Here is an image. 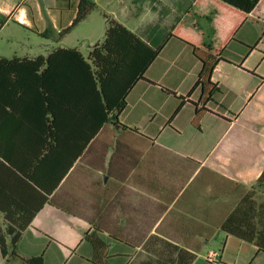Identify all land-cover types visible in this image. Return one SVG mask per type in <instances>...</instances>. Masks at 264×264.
<instances>
[{
  "label": "crops",
  "instance_id": "crops-1",
  "mask_svg": "<svg viewBox=\"0 0 264 264\" xmlns=\"http://www.w3.org/2000/svg\"><path fill=\"white\" fill-rule=\"evenodd\" d=\"M93 1L94 12L111 14L109 19L161 49L128 91L125 107L110 113L83 149L99 115L88 114L82 89L70 88L74 81L55 78L54 99L69 103L57 110L52 129L50 117L48 123L19 121L18 168L0 166V205L46 201L21 232L16 256L1 259L26 264L22 259L42 255L43 264H93L87 234L106 246L109 264H187L188 255L195 256L189 264H264V253L220 229L264 170V36L252 48L262 23L249 18L227 44L211 77L218 91L196 129L202 64L169 32L172 26L203 32L204 19L175 9L177 0H138L121 17L108 10L112 0ZM78 3L0 0V37L8 30L3 39L13 41L23 27L50 46L45 53L13 56L19 59L69 48L63 39L94 13L60 36L72 25ZM90 49L81 52L84 57ZM5 139L4 131L0 141ZM259 195L257 202L263 201ZM5 224L0 212L1 230ZM210 253L217 254L213 261L206 259Z\"/></svg>",
  "mask_w": 264,
  "mask_h": 264
},
{
  "label": "trees",
  "instance_id": "trees-1",
  "mask_svg": "<svg viewBox=\"0 0 264 264\" xmlns=\"http://www.w3.org/2000/svg\"><path fill=\"white\" fill-rule=\"evenodd\" d=\"M96 9L93 0H79L72 25L59 35L68 33ZM191 12L207 21L209 34L205 36L197 27L172 26L169 36L190 46L193 55L202 64L196 83L200 96L194 104L192 120V125L198 129L201 118L208 112L207 103L218 91L211 80L213 70L222 59L227 44L236 39L239 27L249 18L262 23L258 42L252 48L264 36V0H194ZM105 21L103 41L95 43L86 57L74 48H58L46 57L38 56L33 60L0 58V133L6 132V139L0 141L1 167L14 171L18 168L15 160L16 154H19V121L44 118L48 123L50 117L52 122L49 128L55 126L57 110L69 103L54 99L55 82L61 81L57 76L64 81H74L70 88L82 89L81 97L89 106L88 114L99 115L98 125L88 128V136L81 149L99 130L101 123L108 121L110 113H118L125 107L128 91L138 80L144 79L146 69L157 57L161 46L152 48L119 22L106 17ZM113 117L116 119L115 115ZM116 125L125 128L117 122ZM26 177L30 179V176ZM258 191L264 194V170L245 194L242 204L221 223L220 229L254 246L257 253H264V200H255ZM45 201L46 198L42 197L33 207L0 205V212L6 221L4 230L0 229L2 258L16 256L15 248L21 232ZM6 235L9 236V244ZM83 237L93 245V264H109L103 242L94 235L84 234ZM182 258L179 254L178 263ZM194 258V255H188L186 263L189 264ZM22 260L26 264H43L42 255Z\"/></svg>",
  "mask_w": 264,
  "mask_h": 264
},
{
  "label": "rangeland",
  "instance_id": "rangeland-1",
  "mask_svg": "<svg viewBox=\"0 0 264 264\" xmlns=\"http://www.w3.org/2000/svg\"><path fill=\"white\" fill-rule=\"evenodd\" d=\"M113 4L109 6V11H113L121 17L120 15L123 11L128 12L132 10L130 8V4L133 2L137 3L138 0H112ZM121 1L123 4L125 3V7L120 6L119 2ZM175 2V0H173ZM193 0H177L175 3V9L180 10L181 12H190L192 7ZM132 3V4H133ZM129 8V9H128ZM190 18H193V14L190 13ZM106 18H112L113 16L109 13L104 12H94L90 19L83 22L81 25L77 27V29L68 37L63 39L62 46L69 48H76L80 50L83 54H85L90 46L94 45L97 42H102L104 38V32L106 29ZM119 21H122L121 18H118ZM190 20V19H188ZM203 25V32L205 36L209 33V27L205 20L201 21ZM8 33V30H5L0 37V58H11L13 56L30 54L33 55L35 53H45V49H48L50 46L47 45L46 42H43L35 33L27 30L23 27H19L18 32L16 34V38L13 41H5L3 36ZM260 72L264 73V62L261 63ZM260 201L264 200V194L260 193ZM47 252H51V249H48ZM77 253H81V251L77 250ZM68 254H64L65 259H67ZM7 260H3L0 257V264H9L6 262ZM11 261L10 264H14L13 258H9ZM19 264H23L19 261Z\"/></svg>",
  "mask_w": 264,
  "mask_h": 264
},
{
  "label": "built area",
  "instance_id": "built-area-1",
  "mask_svg": "<svg viewBox=\"0 0 264 264\" xmlns=\"http://www.w3.org/2000/svg\"><path fill=\"white\" fill-rule=\"evenodd\" d=\"M216 256H217L216 253H210V254L207 255L206 259L208 261H213Z\"/></svg>",
  "mask_w": 264,
  "mask_h": 264
}]
</instances>
